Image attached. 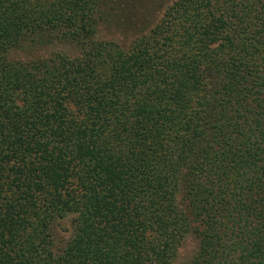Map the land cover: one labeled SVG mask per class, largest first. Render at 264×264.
Returning a JSON list of instances; mask_svg holds the SVG:
<instances>
[{"label":"trees","instance_id":"trees-1","mask_svg":"<svg viewBox=\"0 0 264 264\" xmlns=\"http://www.w3.org/2000/svg\"><path fill=\"white\" fill-rule=\"evenodd\" d=\"M187 234L184 264H264V0H0V264H173Z\"/></svg>","mask_w":264,"mask_h":264},{"label":"rangeland","instance_id":"rangeland-1","mask_svg":"<svg viewBox=\"0 0 264 264\" xmlns=\"http://www.w3.org/2000/svg\"><path fill=\"white\" fill-rule=\"evenodd\" d=\"M156 17L157 15L155 14V20ZM137 29L138 28L135 26H132L128 27L127 29L124 27L122 29L118 28L109 32L101 30L100 37L113 39L117 42H120L121 44H128L130 40L137 34ZM36 53L37 52H34V54ZM73 225L74 215L72 214L58 219L54 223L52 231L55 251H60L65 246L72 235ZM196 242L197 240L193 234H187L178 249L177 256L173 264H184L185 261L190 259L196 248Z\"/></svg>","mask_w":264,"mask_h":264}]
</instances>
